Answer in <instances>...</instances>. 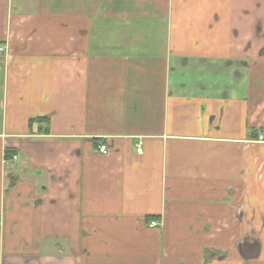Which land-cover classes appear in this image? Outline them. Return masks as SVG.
I'll list each match as a JSON object with an SVG mask.
<instances>
[{"label": "crops", "instance_id": "1", "mask_svg": "<svg viewBox=\"0 0 264 264\" xmlns=\"http://www.w3.org/2000/svg\"><path fill=\"white\" fill-rule=\"evenodd\" d=\"M0 264H264V0H0Z\"/></svg>", "mask_w": 264, "mask_h": 264}, {"label": "built area", "instance_id": "2", "mask_svg": "<svg viewBox=\"0 0 264 264\" xmlns=\"http://www.w3.org/2000/svg\"><path fill=\"white\" fill-rule=\"evenodd\" d=\"M136 150L138 153H141V144L140 142L136 143ZM95 151L100 153V154H106L107 152H109V146L104 143V142H99L96 144L95 146ZM16 158V155L13 156V159ZM157 225V221L156 220H151L149 223V226H155Z\"/></svg>", "mask_w": 264, "mask_h": 264}, {"label": "trees", "instance_id": "3", "mask_svg": "<svg viewBox=\"0 0 264 264\" xmlns=\"http://www.w3.org/2000/svg\"><path fill=\"white\" fill-rule=\"evenodd\" d=\"M40 119H41V118H38V119H30V122L32 123L33 121L40 120ZM40 121H42V120H40ZM12 153H13V150H6V152H5L6 156L11 155ZM150 219L153 220V218H150V216H148V217H147V220H150Z\"/></svg>", "mask_w": 264, "mask_h": 264}, {"label": "rangeland", "instance_id": "4", "mask_svg": "<svg viewBox=\"0 0 264 264\" xmlns=\"http://www.w3.org/2000/svg\"><path fill=\"white\" fill-rule=\"evenodd\" d=\"M244 245H246V242L245 243H243Z\"/></svg>", "mask_w": 264, "mask_h": 264}]
</instances>
